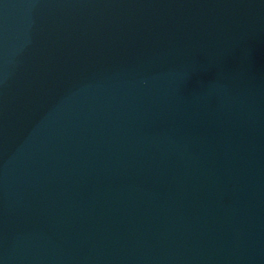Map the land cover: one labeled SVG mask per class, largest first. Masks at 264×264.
<instances>
[{
	"label": "water",
	"instance_id": "water-1",
	"mask_svg": "<svg viewBox=\"0 0 264 264\" xmlns=\"http://www.w3.org/2000/svg\"><path fill=\"white\" fill-rule=\"evenodd\" d=\"M0 264H264V0H0Z\"/></svg>",
	"mask_w": 264,
	"mask_h": 264
}]
</instances>
